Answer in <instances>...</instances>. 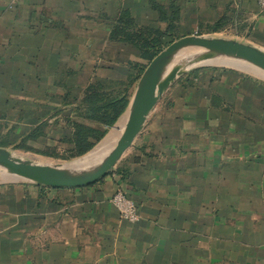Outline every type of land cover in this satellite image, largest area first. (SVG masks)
Instances as JSON below:
<instances>
[{"label":"crops","instance_id":"obj_1","mask_svg":"<svg viewBox=\"0 0 264 264\" xmlns=\"http://www.w3.org/2000/svg\"><path fill=\"white\" fill-rule=\"evenodd\" d=\"M123 10L141 25L164 30L161 12L175 15L176 33L264 49L256 0H0L1 148L56 145L53 120L38 140V115L90 82L124 78L139 60L109 40ZM85 47L121 69L89 80L88 62L73 69ZM202 68L154 108L112 170L121 173L80 188L0 183V264H264V79ZM116 191L136 223L119 219Z\"/></svg>","mask_w":264,"mask_h":264},{"label":"water","instance_id":"obj_2","mask_svg":"<svg viewBox=\"0 0 264 264\" xmlns=\"http://www.w3.org/2000/svg\"><path fill=\"white\" fill-rule=\"evenodd\" d=\"M188 51L193 53L170 66L174 57ZM229 60L264 75V51L259 48L210 35L192 34L172 41L144 69L124 112L126 119L120 134L100 154L98 151L109 133L88 153L67 165L29 162L13 157L7 149L0 147L2 177L49 188H80L95 183L111 172L132 147L149 115L178 77L192 69L213 66V63L220 66L218 63ZM97 146L99 148L92 152ZM89 153L93 154L83 159Z\"/></svg>","mask_w":264,"mask_h":264},{"label":"trees","instance_id":"obj_3","mask_svg":"<svg viewBox=\"0 0 264 264\" xmlns=\"http://www.w3.org/2000/svg\"><path fill=\"white\" fill-rule=\"evenodd\" d=\"M158 11H161V8ZM159 14L160 20L167 24L164 30L156 25L137 23L125 10L111 19L109 40L134 49L139 61H128L123 66L126 71L124 78L90 82L82 90L74 89L72 97L68 98L66 94L60 98L52 108L53 114L48 115V112H45L38 115V140L48 139V122L53 120L51 132L52 136L58 137L56 145H44L38 149L22 145L19 149L62 160L80 158L93 149L126 111L136 84L148 63L165 46L183 36V33H176L174 30L177 19L175 15L165 17L161 12ZM220 27L221 24L216 23L213 32ZM202 69L205 68L186 74L179 87L191 86L193 79ZM45 118L46 120L41 122ZM28 138L34 137L29 135ZM109 173H121V170L118 167Z\"/></svg>","mask_w":264,"mask_h":264},{"label":"rangeland","instance_id":"obj_4","mask_svg":"<svg viewBox=\"0 0 264 264\" xmlns=\"http://www.w3.org/2000/svg\"><path fill=\"white\" fill-rule=\"evenodd\" d=\"M187 35H192V34L187 33L186 35H183V36H187ZM203 35H207V34H203ZM208 35H210V36H218V35H213V34H208ZM219 37H224V36H219ZM255 45H258V44H255ZM261 50L264 51V49H261ZM99 53H100V51H98V49H96V48L94 49L93 47L91 49H87V47H85L84 49H81V51H79L78 58L75 61V65H74L73 69L74 70L80 69L82 71V67L85 65L86 62H88V65H85L83 71H87L86 74H87V77H89V80L92 78V76L93 77L96 76V75L105 76V74H107V72H105V69H107V68H111V69H114V70L121 69V65H119V64L109 63L108 61H105L104 59L103 60L102 59L97 60V57L99 56ZM192 53H193L192 51L191 52L188 51V52H186L184 54L181 53V54L177 55L176 57L173 58L174 61L171 63L170 66H173L175 63L178 64L181 61V59H183L185 56H187L189 54H192ZM91 65H93L94 67L92 68L93 70H91V72H90ZM212 65L213 66H208V67H216L217 63H213ZM214 65H216V66H214ZM218 65H220L222 67H229V68H236V69H239V70H243L245 72H248V73H250L252 75L255 74V75L259 76L260 78L264 79V75L263 74L259 73L258 71L249 70L245 66H242L241 64H239L238 62H234V61H231V60H229V61H221V63H218ZM85 68H87V69H85ZM200 68H202V67H200ZM195 69H199V68H195ZM195 69H192V70L186 72L181 77H178L175 80V82L170 86V88L165 92V94L162 96V98L160 99V101L158 102L157 105H163L164 99L169 96V93H170L169 91L179 87V84H181L184 81L183 80L184 76L186 74L190 73L191 71H194ZM138 82H137V84H138ZM137 84H136V86H137ZM124 115H122V117L120 118L121 120L120 119L118 120L119 123L117 122V124H115L114 126L109 128L106 133L110 134L112 131H115L116 135L118 136L117 129L122 126L123 121H124ZM115 126H116V128H114ZM112 139H111V142H110V140H109V142L107 141L108 145H111V143L114 141ZM103 144L105 145V142H103ZM31 146L33 148H35V149H38V145H31ZM106 146H104V147L106 148ZM98 148L99 147L97 146L92 152H95ZM6 149L15 158H20L22 160H26V161L33 162V163H38V164L67 165L69 163H72V162L78 160V158L77 159H72V160L53 159V158H48V157H44V156L38 155V154L33 153V152H26V151H22V150H19V149H14V148H9V149L6 148ZM85 158L87 159V155L83 159H85ZM1 173H2V171L0 170V182L13 181V179L6 178L5 176L2 177Z\"/></svg>","mask_w":264,"mask_h":264},{"label":"built area","instance_id":"obj_5","mask_svg":"<svg viewBox=\"0 0 264 264\" xmlns=\"http://www.w3.org/2000/svg\"><path fill=\"white\" fill-rule=\"evenodd\" d=\"M260 8H264V0H256ZM111 205L116 209L119 219L131 224L139 220L134 202L129 199L123 192L116 191L110 197Z\"/></svg>","mask_w":264,"mask_h":264},{"label":"bare ground","instance_id":"obj_6","mask_svg":"<svg viewBox=\"0 0 264 264\" xmlns=\"http://www.w3.org/2000/svg\"><path fill=\"white\" fill-rule=\"evenodd\" d=\"M125 119H126V114L124 115V121H123L122 126L119 127V128L117 129V133H118V135L120 134V132H121V130H122V127H123V125H124ZM116 136H117V135H116L115 131H112V133L109 135V137L106 138V140L104 141V142H105V145H104V144L102 145V148L99 149L98 153H100V152H102V151L104 150V148H105L104 146L107 145V141L109 142V140H110V142H111V139H112V138H113L112 140H114V138L116 139V138L118 137V136H117V137H116ZM113 142H114V141H113ZM113 142H112V143H113ZM112 143H111V144H112ZM91 154H93V153H89V154H87V158H89ZM85 159H86V158H85Z\"/></svg>","mask_w":264,"mask_h":264}]
</instances>
